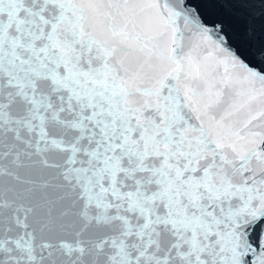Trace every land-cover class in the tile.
<instances>
[{"label":"snow or ice","instance_id":"1","mask_svg":"<svg viewBox=\"0 0 264 264\" xmlns=\"http://www.w3.org/2000/svg\"><path fill=\"white\" fill-rule=\"evenodd\" d=\"M0 264H264V0H0Z\"/></svg>","mask_w":264,"mask_h":264}]
</instances>
